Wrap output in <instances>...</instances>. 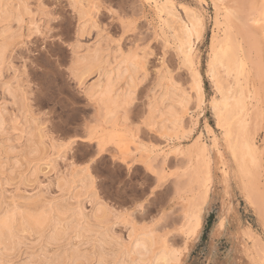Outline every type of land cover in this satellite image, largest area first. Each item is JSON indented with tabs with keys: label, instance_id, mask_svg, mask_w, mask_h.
<instances>
[{
	"label": "bare ground",
	"instance_id": "6f19581e",
	"mask_svg": "<svg viewBox=\"0 0 264 264\" xmlns=\"http://www.w3.org/2000/svg\"><path fill=\"white\" fill-rule=\"evenodd\" d=\"M78 2L82 7L76 11V16L79 22L82 23V27L80 29L79 50L77 52V70L80 78L87 83V87L94 90L97 97L95 102L103 116L101 129H95L97 133L96 138L106 148L109 145H120V148L126 154L146 152L142 161L147 166L149 163L151 164L152 158H156V156L162 153L161 149L155 145L148 146L145 143L143 144L139 139L138 130H135L133 134V130L123 124L121 116L122 109L120 101L130 91L136 92L137 86L141 82V75L136 67V62L127 53L124 56L118 55L117 50L110 46L102 34L93 36V41L91 40L92 42L90 43L83 41L87 36L91 37L90 35L95 32L90 21L95 20V15L99 11V8L97 0H78ZM145 2L154 9L156 16L159 18L164 46L165 42L171 44V37L174 39L178 50L176 51L182 55L184 66L189 69L192 75L193 88L196 92L198 109H193L191 107L192 95L190 91L178 88L179 86L176 87L170 73L163 72L162 70L159 72L160 74L158 73L159 76L156 73L158 76L157 86L155 84L157 89L155 88L156 90L153 95H150L152 97L147 101L145 112V115H147L150 121L149 128L158 132L162 138L168 141H174V150L177 153L189 156L191 163L189 165L191 171L189 175L191 179H194L199 184V190L191 196L188 204L184 207L185 213L182 232L186 236V250H188L199 239L207 217L208 203L212 193V174L208 154L210 153L211 145L216 146L219 144V138L217 136L213 138L210 136L215 135L214 128L206 127L203 132L201 129V132L198 133L197 140L192 147L182 146V140H185L191 133L198 130L200 116L203 114L206 105L202 75L194 63L195 45L203 37L205 31V15L202 11L189 9V4H186L188 6H183L185 16L181 17L179 14L181 11L179 12V6H176L175 0H145ZM87 3L91 4V6ZM212 3L215 14L213 15L214 37L211 43L209 74L214 81L215 94L210 100V107L216 119V126L225 136V145L237 164L241 178H245V182L241 180L242 184L245 183V189H242L246 191L245 197L248 201L253 202L254 197H252L253 193L250 190L252 187L251 179L254 178L253 171L257 164L259 146L256 142L257 139L248 129L249 97H251V90L247 85L248 74L245 60L242 56L241 41L237 38L238 33H235L234 20L237 13L231 7H224L221 4V0H212ZM222 10H224L223 13ZM260 13L258 16L250 19L257 24L255 26L257 32L260 28L264 32V9ZM27 15L30 17L29 20L26 18ZM22 20L31 21L32 23L37 22L35 15L31 11L29 0H0V48H3L5 44L10 46L13 43V36L17 31L23 33L26 25H28L27 28L31 27L29 23L20 24ZM13 23H15L16 27L15 25L13 26ZM178 54H176L177 57ZM92 78L94 79L92 80ZM20 79L14 73L11 78L0 80V95L5 99V104L11 103L14 108L18 109L17 111L15 109V111L9 113V110L5 106L0 105V136L2 134L5 137L4 135L14 133L16 135L14 137L19 141L18 144H10L12 141L11 137L13 136H7L4 141H6L8 147L3 143L0 145V161H2L3 168L9 169L8 174L10 177H13L12 175L15 174L14 178H20L21 183L30 185V182L34 183L37 181L40 171L45 172L44 168H41L43 164L45 166L47 165V168L53 167L50 156L56 153L59 156V152L54 151L52 153L46 146L44 135L41 133L36 118L38 115H33L30 110L28 89L20 82ZM88 81L90 82L88 83ZM5 84L8 86L5 87ZM185 115L189 116L188 122L191 128L181 132V128L186 123ZM23 146L27 149L23 157L25 162H20L18 158H14L15 156L12 153L17 148L21 150ZM51 148L54 150L52 145ZM17 154L19 155V153ZM167 154L166 156H168ZM11 155L14 157H11ZM3 158H6L5 162H3ZM128 158H133V156L129 155ZM134 162L135 160H133V164ZM223 162L225 164L223 168L224 180L227 186H229L232 168H230L228 161ZM57 167L59 168V166ZM58 168L56 169L58 170ZM4 173H6L5 170ZM56 175L55 186L60 192L65 191L66 193H60L61 195L59 197L56 195L52 197L48 201L47 210L40 213L41 221L46 223L55 214L56 224L55 226L49 224V227L35 235V239L32 238V240L37 241L34 243L29 242V244L32 243L33 245H37L40 242V245L44 243L46 245L54 244L57 246L56 250H53L55 255H46L48 249L43 251L44 253L42 254L44 256H42L46 258L43 261L46 264H53V261L56 264H60L61 261L67 260L70 257L74 258L77 264H89L88 262H94V264H128L129 261L135 262V264H182V260L184 259L183 255L187 253L179 254L175 249L166 244V242L159 251L157 250L155 252L156 235L148 229L149 227L139 231L134 221L122 220L119 217L109 219V214L106 210L92 203L85 202L87 182L84 176L71 169L66 174ZM253 191L255 190L253 189ZM7 192L9 193V191ZM35 195L39 196L40 194L35 193ZM25 196L27 195H24L21 200L18 197H12L10 202L8 200L9 203H3L5 204L4 206L0 204V261H4L5 257L11 256L13 252H18L17 250L21 248L19 239H14L13 236L6 234L5 218L10 217L12 221L19 219L20 221L28 223V237H30L28 239H31L33 235L30 231L31 221L26 220L24 215L27 211L24 207ZM53 201L56 202L55 207H53ZM87 203L90 204L91 209H87ZM231 209V203L229 201L223 207L220 221L217 223L218 227H216L217 232L213 231V233L215 232L214 234L220 235L223 232L228 213ZM121 223L126 228L127 235L125 237L120 234L123 230L118 233L114 228L115 225ZM15 227L16 232L13 234L14 236H19L25 231L22 225H15ZM75 239H78L77 243L76 241L75 243L73 242ZM68 241H72L76 246L59 251L61 244L68 245ZM77 244H83V246L85 244H99L100 249L95 257V253L91 249H81ZM30 246L32 245L30 244ZM92 247L94 246L92 245ZM29 248L31 247H27L26 249ZM245 250L247 252V248ZM250 251L253 250L251 249ZM246 252H242V254L246 255ZM253 254H251L252 256L250 255L251 258L248 256H246L248 258L244 257L246 260H249L255 257ZM15 258L14 256V261ZM260 258L263 260L264 257ZM10 259L13 258L11 257ZM245 259L244 261H246ZM32 260L30 262L26 261L28 262L26 264H38L41 259L34 261L33 258ZM252 260L250 262L253 264L254 261ZM260 261L257 264H261ZM246 262L248 263L249 261Z\"/></svg>",
	"mask_w": 264,
	"mask_h": 264
},
{
	"label": "rangeland",
	"instance_id": "374dc122",
	"mask_svg": "<svg viewBox=\"0 0 264 264\" xmlns=\"http://www.w3.org/2000/svg\"><path fill=\"white\" fill-rule=\"evenodd\" d=\"M175 1L177 4L176 6L177 7L179 6L178 7L179 12L181 11L179 13L181 17L185 16L183 6L185 7L186 4H189V6L186 5L189 7V9L202 11L205 15V31L203 37L195 45L196 52L194 56V63L196 68L200 71L202 75L204 88H205V95H206V105L204 107L203 114L200 116V123L198 130L191 133L189 137L186 138L185 140H182L183 141L182 146L184 145L186 147H192V145H194L195 141L197 140L198 133L201 132V129L203 132L206 129V127L214 128L215 135H210L211 138L215 136L219 138L218 145L212 146L210 143L211 145L210 153L208 154V159L210 162L211 174H212V183H211L212 193L208 203V213L199 239H197L196 242H194V244L192 245V247H190V249L186 250L187 249L186 236L182 232L184 213H185L184 207L185 205L188 204L191 196H193L199 190V184L196 181H194V179H191V176L189 175L191 172L189 169V165L191 164L189 160V156L177 153L174 150V146H175L174 141H168L165 138H162L158 132L149 128V129H138L139 139L141 142H143V144L145 143L148 146L155 145L161 149V152L163 154L160 153L158 156H156V158L154 157L151 159V165L153 166L157 164L159 165L158 171L160 172V176L159 177L152 176L151 180H149L151 174L148 172L147 166L144 163H140V161H142V158L145 157L146 152H137L135 153L136 155L130 159L135 160L133 164V168H134V174L139 177L137 184L152 183L155 182L157 179H159L162 182V188L160 189L162 196L157 197L155 202H150L148 208L145 211L141 212L138 217H134L132 219H126V220L134 221L139 231L145 230L146 227H149L148 229H150L152 216L156 215V213L161 210L164 204H167V208L164 209L168 216V225L164 230L166 234H162L161 232H156L154 234L156 235L155 236L156 244L154 246L155 252H157V250L159 251L162 248L163 244L166 242V244H168L171 248L175 249L179 254H184V252L185 254L187 253L186 255H183L184 259L182 260V264H237V263L252 264V262H250L252 259H253L252 261H254V263L257 264L258 261L262 260L260 257H264V35H263L264 32L262 31L261 28L257 32L255 30V26L257 24H255L250 18L258 16V14L262 12V10L264 9V0H235V1L221 0V4L224 7H231L237 13V16L234 20V26L236 28L235 33H238L237 38L239 39V41H241L242 56L244 57L247 74H248L247 85L251 90L250 93L251 97H249L250 104H249V115H248V123H249L248 129L251 132V134H253L257 139L256 142L259 146V150L257 152V164L255 165L253 171L254 172L253 177L255 179L254 178L251 179L252 187L250 190L253 193L252 196L254 197L253 202L248 201L245 197L246 191L242 190L245 189V183H243L244 186H242L243 185L242 181L245 182V178L243 177L244 180L243 178H241L237 164L233 159L231 152L228 150V148L225 145V136L222 134L221 130L216 126V119L210 107V100L215 94L214 81L209 74L211 43L214 37L213 15L215 14V9L212 0H175ZM97 2H98L97 4L99 11L95 15V20L99 18L102 23L108 25L110 34H114V31L116 30V25L114 22H112L111 15L108 11L110 0H97ZM40 3L41 0H29V5L31 11L35 15L36 21H37V17L40 16V9H39ZM88 5L91 6V4ZM110 6L115 7L116 4L112 3ZM119 6L122 8V10L125 13L131 15L139 12L141 16L147 18L146 23L143 24V29L145 30L150 29L149 34L152 35L155 40V47L153 48V51H158L159 53H163L164 54L163 56L165 58L164 59L163 56L157 55L154 58V62H153V58L150 57L149 63L152 64L153 69L161 68L160 71L163 70V72L170 73V76H172V81L176 87L179 86L178 88L187 89L188 91H190L192 95L191 107L193 109H198L196 92L195 89L193 88L192 75L189 69L184 66L181 57L182 55L179 52H177L178 50L174 43V39L171 37L170 39L171 44L170 43L167 44L165 42V46H164V41H163L164 38L161 37L163 36V34L160 28L159 18L158 16H156V12L154 11V9L151 8L149 4L145 2V0H120ZM48 7H52V4L49 3ZM61 8L64 9V11L57 14L63 16L64 19L58 26L64 29V31H67L68 26L72 23V20L71 17L67 16L66 14L67 8L66 5L63 4L62 0H61ZM223 12L224 10H222V13ZM26 18L29 20L30 17L27 15ZM237 20H239L240 22ZM14 25L15 23H13V26ZM27 27L28 25H26V28ZM26 28L24 27V30ZM90 36L92 38L87 36V38L84 39L83 41L86 43L92 42L94 35L91 34ZM134 43H137V41L133 40L128 42L126 44V47L131 48ZM166 44L169 46L167 47ZM110 46L113 49H116L113 45L110 44ZM141 47L143 46L141 45ZM176 54H178L179 58L177 57ZM163 61L165 62L164 67H163ZM164 68H166L165 71ZM259 71L260 73H258ZM29 74L31 75L32 73L30 72ZM157 74L155 73L154 75L151 76L150 82H148V80H146L145 78L143 79V77L141 76L140 78L141 82L138 84L136 90V93L138 94V98L140 101V103L135 109L136 115H140L141 113L145 114L147 101L149 100V98L152 97L150 95H153V93L157 89L156 86L158 82V76L160 73L158 74V76ZM93 79L94 78H92V80ZM21 80L22 79H20V82L24 86H26V82ZM89 82L90 81H88V83ZM31 83L38 85L32 91H29V89L27 88L28 89L27 92L29 93L30 96L29 106L31 113L36 116L38 115L39 117V114L41 112H47L50 116V119L52 121V127L55 131L59 132L64 127L63 122L66 119V114L69 107V105L65 101H70L71 105L75 106L78 109H81L79 115L82 118H87L91 126H94L95 129H101L103 125V116L100 110L98 109L96 102L90 104L86 102L83 98H74V96L71 94L74 91V82H69L65 75L58 74L56 72H52L51 75L45 73L44 76L39 77L38 79H33ZM4 100L5 99L2 97V95H0V105L5 106L9 110V113L15 111L16 108H14L11 103H8L6 105ZM32 105H34L35 107ZM17 110L18 109H16V111ZM38 117H36L37 121H38ZM185 119H186V123H184L183 127L181 128L180 130L181 132L187 131L191 128L190 123L188 122L189 116L185 115ZM4 136L5 137H3L2 134L0 136V145L3 143L6 145V147H8L6 141H4L6 140L7 136L8 137L13 136L11 137L12 141L10 142V144L19 143V141L16 140V137H14L16 136L14 135V133L13 134L10 133ZM46 146L49 148L50 152L51 151L52 153L54 151L57 152L55 149L53 150L51 148V145L47 142H46ZM107 149L109 150L110 156L116 155V150L114 149V146L109 145ZM26 150L27 149L24 146L22 147L21 150L20 148H17V150H15V152L12 153L15 157L12 155L11 157H14L15 159L18 158L20 162L21 161L25 162L23 157L26 153ZM17 153H19V155ZM166 153H168L167 154L168 156H166ZM54 157L58 158L59 156L57 153L54 155L52 154L50 156L53 162V167L47 168V165L45 166L43 164L44 167L41 166V168H44L45 172L40 171L39 172L40 174L38 173L37 181L34 183L30 182L29 183L30 185L26 183L25 184L21 183L20 178H14L15 174L12 175L13 177H10V175L8 174L9 169L5 167L3 168L2 161H0V173H1L0 174V204L4 206L5 204L3 203L6 202L9 203L12 197L14 198L18 197L21 200L24 195H28L29 189H31V191L34 194L38 193L40 195L41 194H48L50 196L53 195L51 196V198L55 197V195L59 197L57 195V191L52 186L55 185V181L57 177L56 174L60 175L64 173L65 169L61 167L63 161L59 159H54ZM3 159H4L3 162H5L6 158ZM11 161H13V159H11ZM223 161L226 162L228 161V163L230 164V168H232L231 169L232 172L230 174L229 186H227L224 180L223 168L225 164ZM57 162L59 163V165ZM57 166H59L60 172ZM56 168H58V170ZM4 170L6 171V173H4ZM69 170L70 169H68L67 172H69ZM253 189L255 191H253ZM6 191H9V193L8 192L6 193ZM60 193L65 194L66 192L63 191ZM184 200H186L187 202L186 201L184 202ZM69 201H73V200H69ZM169 201H171V203H168ZM229 201L231 203L232 209L228 213L227 221L224 226L223 232L220 235L214 234L215 232H217L216 227H218L217 223H219L220 221V215L223 211V207ZM88 204L89 203L86 204L87 209H91L90 204L89 205ZM115 226L114 228L118 233L123 230L122 233L120 234L124 237L127 235L124 224L121 223ZM213 231L215 232L213 233ZM160 239L161 241H159ZM162 239H166V240H162ZM30 240H32V236L31 239H28V241L32 243L37 241V240H32V241ZM75 241L77 243L78 239H75L73 242L75 243ZM32 243H30L32 246H30L29 243H26L27 245L23 246L24 248L23 250L20 248V250H17L18 252L15 251L17 256L13 252L11 256L5 257L4 262L7 260L12 262L25 261L26 264L28 263L26 261L30 262L34 258V261H39L41 259L38 262V264H41V262H44L43 260H46V258L43 257L44 254H42L44 253L43 251L45 249H48L46 255L47 254L48 256L52 255L49 253V249L52 248L51 246L54 244L46 245L44 243H41L40 245V242H38L39 243L38 245V243L36 242L37 245L35 244L36 245L35 246ZM62 245L63 244H61L59 251H63L65 248L67 249L69 248L67 244L63 245L64 247ZM92 245L94 247H92ZM26 246L31 248L26 249L27 248ZM39 246L41 247V249ZM77 246L79 248L81 247V249L82 248L83 249L86 248L87 250L91 249V251L95 253V257L97 256L96 254H98V250L100 249L99 244L98 245L85 244L86 247L83 246V244H77ZM104 246L107 247L106 245ZM56 247L57 246L55 245V248L53 250H56ZM244 248L245 249L247 248V252H249V250L251 249L253 251L247 253ZM244 250L246 252V255L242 254V252L245 253ZM251 254H253V256L255 257L246 260L245 257L248 256L251 258L252 256ZM39 255L40 256L43 255V256L40 257ZM14 256L17 258V259L15 258V261H14ZM11 257L13 259H10ZM244 259L249 262L247 263L246 261H244ZM108 261H110V259H108ZM6 263L7 262H5V264ZM88 263L94 264V262L93 263L88 262ZM260 263L264 264V258L262 261H260Z\"/></svg>",
	"mask_w": 264,
	"mask_h": 264
},
{
	"label": "snow or ice",
	"instance_id": "6c2138e0",
	"mask_svg": "<svg viewBox=\"0 0 264 264\" xmlns=\"http://www.w3.org/2000/svg\"><path fill=\"white\" fill-rule=\"evenodd\" d=\"M62 2L66 5L67 16L72 20L68 30L64 31L58 26L64 19L63 16L57 14L64 11L61 8V0H41L40 16L37 17V22L20 21V24L29 23L31 27L26 28L23 33L17 31L13 36V43L10 46L5 44L3 48H0V80L11 78L15 73L26 82L29 91H32L38 86L31 83L33 79H38L45 73L51 75L52 72H56L65 75L69 82H74V91L71 93L74 98H83L91 104L96 101L97 97L94 90L89 89L87 83L80 78L77 70V52L82 23L79 22L75 13L82 6L78 0H62ZM49 3L52 7H48ZM112 3L116 6H110ZM119 4L120 0H110L108 7L111 20L116 25L114 34H110L108 25L98 18L90 21L95 29L93 35L102 34L104 39L116 48L118 55L124 56L127 53L129 57H133L140 75L150 82L151 76L159 73L160 69H153L149 58H153L154 62L157 55L163 56L164 54L153 51L155 40L149 34L150 29H143L147 18L141 16L139 12L131 15L125 13ZM133 40L137 43L127 48L126 44ZM7 86L5 84V87ZM65 102L69 107L61 131L53 129L47 112H41L38 117L41 133L46 142L59 152V157H54V159L63 161L61 167L65 169V172L62 174H66L67 170L71 169L84 176L87 182L85 202L106 210L109 219L119 217L123 220L138 217L148 208L150 202H155L157 197L162 196L160 191L162 182L157 179L152 183L137 184L139 177L134 174L133 160L128 158L129 155L134 157L136 154H126L120 145L114 144L116 155L110 156L109 150L96 138L97 133L94 126L89 124L87 118L79 115L81 109L71 105L70 101ZM139 103L138 94L135 91H130L120 101L122 122L133 130V134L135 130L150 127L147 115L135 114ZM140 163L144 162L140 161ZM158 168V164L153 166L149 163L147 165V170L151 174L149 180L152 176H160ZM52 187L60 196L59 189L55 185ZM51 199L48 194L37 196L31 189L24 197V207L27 209L24 215L26 220L31 221L30 231L33 239L36 234L49 227V224L52 226L56 224L55 214L47 223L40 219V213L47 210L48 201ZM55 204L56 202L53 201V207ZM166 208L167 204H164L161 210L152 216L150 230L153 234L156 232L166 234L164 231L168 225V216L164 210ZM4 224L6 234L19 239L23 250V246L29 243L27 239L29 224L19 219L12 221L10 217L5 218ZM15 225H22L25 229L19 236L13 235L16 232ZM67 243L70 248L75 247L72 241ZM54 248L55 245L49 249L52 255H55ZM0 264H5V262L0 261ZM7 264H25V262L9 261ZM41 264H46V262H41ZM53 264L56 262L53 261ZM60 264H77V261L70 257L61 261ZM128 264H135V262L129 261Z\"/></svg>",
	"mask_w": 264,
	"mask_h": 264
}]
</instances>
